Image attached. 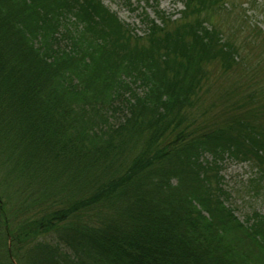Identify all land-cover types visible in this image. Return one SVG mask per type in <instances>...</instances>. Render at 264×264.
<instances>
[{"label": "trees", "instance_id": "trees-1", "mask_svg": "<svg viewBox=\"0 0 264 264\" xmlns=\"http://www.w3.org/2000/svg\"><path fill=\"white\" fill-rule=\"evenodd\" d=\"M142 1L138 34L102 0H0V264H264L222 175L264 204V87L238 80L264 1Z\"/></svg>", "mask_w": 264, "mask_h": 264}, {"label": "rangeland", "instance_id": "rangeland-1", "mask_svg": "<svg viewBox=\"0 0 264 264\" xmlns=\"http://www.w3.org/2000/svg\"><path fill=\"white\" fill-rule=\"evenodd\" d=\"M105 5H107L112 11H114L117 16L127 24H129L136 33L141 34L144 26L142 24V14L147 13L149 17H154L155 14L153 12V9L142 0H102ZM257 2H260V0H256ZM264 1V0H261ZM250 3V2H249ZM248 3V4H249ZM151 6L157 5L158 9L164 11L165 14L171 15L172 18H175L179 15V11L183 8L182 4L178 2L177 0H152L150 3ZM248 4H243L245 8L248 7ZM250 6V4H249ZM262 8V5H261ZM252 8L249 7L248 9V16L251 19V22H254L257 24V26L264 27V20L263 17L259 14H257V10H251ZM256 13V14H255ZM236 23L230 21L225 24V32L229 31L228 33H231L232 31L235 32L237 36H235V39L238 42H243L244 40V30H233L234 28H237ZM238 31L241 33V35H238ZM249 40V44H247V41L244 42L245 50L249 53V60H250V68L248 70L241 69L240 71V77L238 80L240 81V84L242 86H250L253 83L264 87V32L256 34L252 37V39ZM255 43V44H254ZM209 69H211V66H208ZM214 68V67H213ZM227 78L226 75L215 73L214 76L210 78L207 82L211 83L216 89L213 93H209L211 97H219V91L218 89L224 88L223 85H227L228 82L234 80H237V77L233 78ZM240 90L242 88L240 87ZM218 92V93H217ZM241 93V92H240ZM238 93V94H240ZM204 103V104H203ZM209 103V100L202 101V106L206 107V104ZM250 172L248 170V167L245 163H241L238 161H226L223 165L222 169V175L224 178L225 185L231 189L232 191V203L236 207V214L242 218L250 208L252 207H258L261 209L262 212H264V204L261 203V195L253 196L252 192L250 190H247V182ZM13 198V196H11ZM10 198V199H11Z\"/></svg>", "mask_w": 264, "mask_h": 264}]
</instances>
